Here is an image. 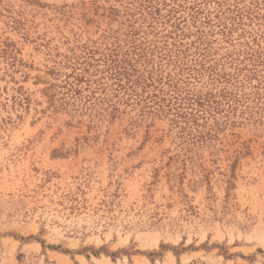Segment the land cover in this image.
Returning a JSON list of instances; mask_svg holds the SVG:
<instances>
[{
	"label": "rangeland",
	"instance_id": "1",
	"mask_svg": "<svg viewBox=\"0 0 264 264\" xmlns=\"http://www.w3.org/2000/svg\"><path fill=\"white\" fill-rule=\"evenodd\" d=\"M0 264H264V0H0Z\"/></svg>",
	"mask_w": 264,
	"mask_h": 264
}]
</instances>
